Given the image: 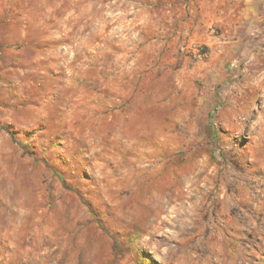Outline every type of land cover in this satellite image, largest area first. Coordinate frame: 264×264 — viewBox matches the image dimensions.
<instances>
[{"label":"rangeland","instance_id":"rangeland-1","mask_svg":"<svg viewBox=\"0 0 264 264\" xmlns=\"http://www.w3.org/2000/svg\"><path fill=\"white\" fill-rule=\"evenodd\" d=\"M250 18L243 0H0V264H264Z\"/></svg>","mask_w":264,"mask_h":264},{"label":"crops","instance_id":"crops-1","mask_svg":"<svg viewBox=\"0 0 264 264\" xmlns=\"http://www.w3.org/2000/svg\"><path fill=\"white\" fill-rule=\"evenodd\" d=\"M246 3V11L249 12L250 19L253 24L260 22V14L264 9V0H243ZM200 16L204 17V9H200ZM204 25L200 24V28H203Z\"/></svg>","mask_w":264,"mask_h":264}]
</instances>
